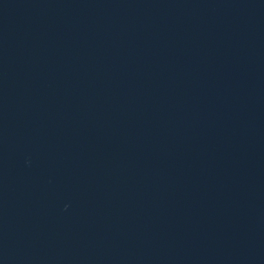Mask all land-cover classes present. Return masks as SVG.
Returning <instances> with one entry per match:
<instances>
[{
  "label": "water",
  "instance_id": "obj_1",
  "mask_svg": "<svg viewBox=\"0 0 264 264\" xmlns=\"http://www.w3.org/2000/svg\"><path fill=\"white\" fill-rule=\"evenodd\" d=\"M0 264H264V0H0Z\"/></svg>",
  "mask_w": 264,
  "mask_h": 264
}]
</instances>
